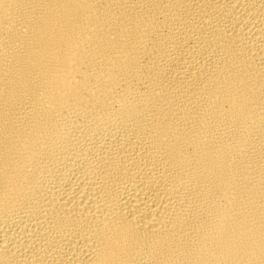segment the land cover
Instances as JSON below:
<instances>
[{
	"label": "bare ground",
	"instance_id": "1",
	"mask_svg": "<svg viewBox=\"0 0 264 264\" xmlns=\"http://www.w3.org/2000/svg\"><path fill=\"white\" fill-rule=\"evenodd\" d=\"M0 264H264V0H0Z\"/></svg>",
	"mask_w": 264,
	"mask_h": 264
}]
</instances>
